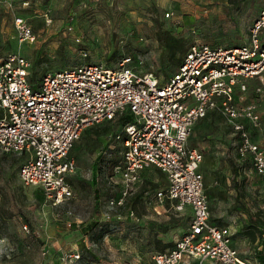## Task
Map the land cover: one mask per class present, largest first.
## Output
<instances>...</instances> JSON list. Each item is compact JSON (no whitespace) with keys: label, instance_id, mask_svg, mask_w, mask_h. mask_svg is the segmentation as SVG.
Wrapping results in <instances>:
<instances>
[{"label":"rangeland","instance_id":"374dc122","mask_svg":"<svg viewBox=\"0 0 264 264\" xmlns=\"http://www.w3.org/2000/svg\"><path fill=\"white\" fill-rule=\"evenodd\" d=\"M263 6L264 0H0V58L8 53L26 57L31 62L29 77L35 82L58 68L80 62L115 66L126 56L131 58L129 65L165 78L169 72L162 68L164 53L155 37L158 28L169 30L187 46L195 41L236 46L248 41L249 29ZM16 17L29 24L32 41H19L13 25ZM256 85V80H249L248 92L262 115L259 132L264 135V91L255 94ZM214 120L210 130L226 149L218 163L225 159L233 179L252 181L249 193L262 200L257 215L241 227L246 233L257 232V225L264 226V175L249 162L238 160V138L227 120L221 114ZM119 130L116 118L81 131L69 151L75 160L68 174L73 197L60 205L45 200L38 187L21 183L17 171L24 154L0 152V235L4 241L0 264H152V255L185 231L190 209L177 212L168 199L155 200V192L166 183L155 167L142 170L122 207L109 208L107 200L118 188L109 183L108 175L120 158V143L114 138ZM195 131L192 128L188 137L190 146L198 138ZM202 162L209 198L213 174L205 168L213 163L210 159L208 165ZM67 220L81 225L68 226ZM70 250H77L80 257L62 263L60 255ZM181 264L195 261L189 258Z\"/></svg>","mask_w":264,"mask_h":264},{"label":"built area","instance_id":"2783aa9c","mask_svg":"<svg viewBox=\"0 0 264 264\" xmlns=\"http://www.w3.org/2000/svg\"><path fill=\"white\" fill-rule=\"evenodd\" d=\"M13 25L20 42L34 39L26 20L16 17ZM130 60L126 56L115 66L80 62L58 68L32 87L26 57L8 53L0 58V152L24 154L17 171L21 183L38 187L45 200L60 205L73 197L68 174L75 160L69 151L81 131L129 114L131 120L114 134L121 150L108 175L109 183L118 187L107 200L109 208L122 207L142 170L155 167L166 181L155 200L168 199L177 212L190 209L185 231L165 250L156 251L152 264H181L189 258L195 264H248L233 247L230 228L210 220L200 170L203 154L187 142L193 124L215 111L238 136V155L248 157L255 172L264 175V135L254 139L253 133L262 129L263 121L248 94L251 79L257 81L255 94L264 91V6L247 42H192L165 78L138 70ZM66 224L79 227L80 222ZM3 242L0 235V249ZM79 257L77 250H70L59 258L73 263Z\"/></svg>","mask_w":264,"mask_h":264},{"label":"crops","instance_id":"0c3cea01","mask_svg":"<svg viewBox=\"0 0 264 264\" xmlns=\"http://www.w3.org/2000/svg\"><path fill=\"white\" fill-rule=\"evenodd\" d=\"M207 114L209 115L207 116ZM207 114L198 119L192 126L196 130L195 132L198 133V138L195 142L193 141L195 145H192V147H196L202 152V165H208L209 159L213 163L211 167L205 168L210 169L213 174V179L210 183L211 193L208 198L210 220L217 224L228 226L231 231V243L237 250L238 255L245 259L248 264H258L256 255L254 256L253 254H256L257 250L262 248L263 241L261 243L259 241L260 239L264 240L260 238V236L264 235V226L257 225L259 230L251 234L241 230V227L244 223H248L249 219H253L257 215L256 211L263 206L262 200L259 196L249 193L253 192V190H250L254 186L252 181L249 179H233L230 170L227 169L225 159H222L221 164L218 163L219 158L224 157L226 149L223 142L216 138V132H213L210 128L215 123L214 117L219 113L209 111ZM232 133L234 134L233 131ZM253 133L255 134L254 139H257V135L260 137L263 135L259 130L253 129ZM236 137L238 138V136ZM238 160L250 163L248 157L242 158L238 155ZM249 170L251 171V168Z\"/></svg>","mask_w":264,"mask_h":264},{"label":"trees","instance_id":"16d2710c","mask_svg":"<svg viewBox=\"0 0 264 264\" xmlns=\"http://www.w3.org/2000/svg\"><path fill=\"white\" fill-rule=\"evenodd\" d=\"M155 37H156L158 44L163 49L164 55L162 57V68L164 69L166 67L168 68L169 73L166 75L167 77L171 72H173L177 68L188 46L186 45L183 39L175 36L167 29L158 28L156 30ZM29 79H30V83L32 87H35L36 86L35 80H33V78H30V77ZM0 114H1V111H0ZM130 120H131V116L129 114H124L117 118L119 126H122L123 124H125L126 122H129ZM97 195H98V189H97V186L95 185L94 186V197H97ZM171 244H169L168 246H170ZM163 250H159V251H163ZM255 255L258 260V264H264V246H262V248L257 250Z\"/></svg>","mask_w":264,"mask_h":264}]
</instances>
